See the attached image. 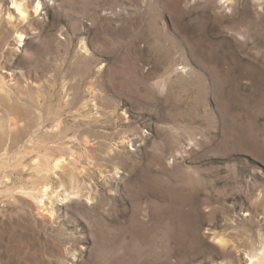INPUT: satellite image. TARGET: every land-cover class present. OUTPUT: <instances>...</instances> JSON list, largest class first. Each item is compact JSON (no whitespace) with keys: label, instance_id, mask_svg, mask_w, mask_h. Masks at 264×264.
<instances>
[{"label":"rangeland","instance_id":"obj_1","mask_svg":"<svg viewBox=\"0 0 264 264\" xmlns=\"http://www.w3.org/2000/svg\"><path fill=\"white\" fill-rule=\"evenodd\" d=\"M34 1L0 0V264H247L264 0Z\"/></svg>","mask_w":264,"mask_h":264},{"label":"bare ground","instance_id":"obj_2","mask_svg":"<svg viewBox=\"0 0 264 264\" xmlns=\"http://www.w3.org/2000/svg\"><path fill=\"white\" fill-rule=\"evenodd\" d=\"M12 4L16 5L17 8V12L20 14H18L19 18H24V16L28 13L29 14V9L32 6L33 9L35 10V13H38L41 9V1H34V0H11ZM26 19V18H25ZM24 19V20H25ZM17 33H20L19 31H17ZM22 35V34H21ZM20 38L19 42H22L23 40V36H18ZM70 194H67V192H63V193H57V197H62L63 201L64 199L66 200L67 198H69ZM53 197V195H52ZM53 199V198H51ZM261 242H260V246L257 250H253L252 252L247 251L246 252V259H247V264H264V234L261 237ZM218 239V238H217ZM220 242L224 245L227 246L228 241L224 238H222L220 240Z\"/></svg>","mask_w":264,"mask_h":264}]
</instances>
